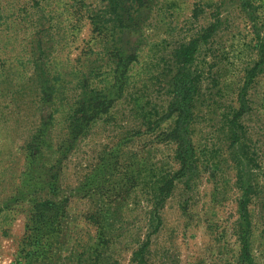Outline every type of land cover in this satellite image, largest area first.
Masks as SVG:
<instances>
[{
    "label": "rangeland",
    "instance_id": "1",
    "mask_svg": "<svg viewBox=\"0 0 264 264\" xmlns=\"http://www.w3.org/2000/svg\"><path fill=\"white\" fill-rule=\"evenodd\" d=\"M0 264H264V0H0Z\"/></svg>",
    "mask_w": 264,
    "mask_h": 264
}]
</instances>
